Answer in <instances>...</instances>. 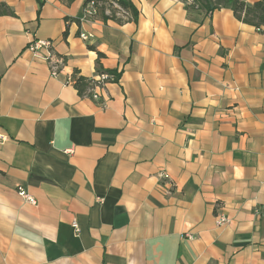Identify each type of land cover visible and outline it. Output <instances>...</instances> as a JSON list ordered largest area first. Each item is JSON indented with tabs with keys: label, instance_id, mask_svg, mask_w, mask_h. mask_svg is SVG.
<instances>
[{
	"label": "crops",
	"instance_id": "crops-1",
	"mask_svg": "<svg viewBox=\"0 0 264 264\" xmlns=\"http://www.w3.org/2000/svg\"><path fill=\"white\" fill-rule=\"evenodd\" d=\"M0 1V264H264V32L184 0L122 25ZM99 67L118 82L80 96Z\"/></svg>",
	"mask_w": 264,
	"mask_h": 264
},
{
	"label": "trees",
	"instance_id": "trees-1",
	"mask_svg": "<svg viewBox=\"0 0 264 264\" xmlns=\"http://www.w3.org/2000/svg\"><path fill=\"white\" fill-rule=\"evenodd\" d=\"M184 1L187 3V0ZM91 2H94L98 9L99 18L104 22L111 20L120 25L127 22H138L139 10L132 0H86L84 8ZM188 8L191 10H201L209 17L215 11L230 9L237 20L255 27L260 32H264V0H259L253 4L248 3L246 0H191ZM0 16H14L13 11L1 1ZM104 73L114 76L115 81L118 82V73L106 71L102 67H99L98 74ZM95 84L96 81L94 78L77 77L74 81V86L82 97L87 96Z\"/></svg>",
	"mask_w": 264,
	"mask_h": 264
},
{
	"label": "built area",
	"instance_id": "built-area-1",
	"mask_svg": "<svg viewBox=\"0 0 264 264\" xmlns=\"http://www.w3.org/2000/svg\"><path fill=\"white\" fill-rule=\"evenodd\" d=\"M187 3L190 4L191 0H187ZM84 18L92 19L98 15V9L95 6L94 2H91L87 5V7L84 10ZM81 38L84 40H87L89 36L85 34H81ZM51 43L48 41H41V40H36L33 41L29 44L28 50L31 51L33 54H37L40 50L46 49L48 51V58H52V53L50 51L51 48ZM51 71L53 76H57V67L56 66H51ZM96 84L94 88L91 90L92 98L95 100H100V95L98 91L103 90L107 84L109 83H114L115 77L108 74H98L97 77L95 78ZM165 177V175H163ZM19 195L29 201L32 204H36L35 199L30 196L24 189L19 188ZM228 222V219L223 217V216H218L217 217V225L222 226ZM74 227L77 228V225L74 224Z\"/></svg>",
	"mask_w": 264,
	"mask_h": 264
}]
</instances>
